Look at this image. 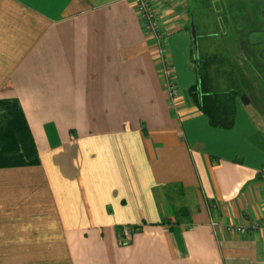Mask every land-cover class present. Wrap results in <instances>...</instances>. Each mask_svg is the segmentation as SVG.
<instances>
[{"label": "crops", "instance_id": "0c3cea01", "mask_svg": "<svg viewBox=\"0 0 264 264\" xmlns=\"http://www.w3.org/2000/svg\"><path fill=\"white\" fill-rule=\"evenodd\" d=\"M154 2L176 98L132 0H0V264H264V148L190 101L187 0Z\"/></svg>", "mask_w": 264, "mask_h": 264}, {"label": "rangeland", "instance_id": "374dc122", "mask_svg": "<svg viewBox=\"0 0 264 264\" xmlns=\"http://www.w3.org/2000/svg\"><path fill=\"white\" fill-rule=\"evenodd\" d=\"M198 33V50L188 31V65L196 83L200 66L194 61L199 55H218L212 66L216 88L228 90L231 79L240 90L237 103L246 112L236 119L242 153L251 148H264V0H187ZM194 49V51H192ZM178 94L180 89L178 87ZM244 97L251 102L245 103ZM260 133L254 145L252 125ZM249 160L248 157H246Z\"/></svg>", "mask_w": 264, "mask_h": 264}, {"label": "trees", "instance_id": "16d2710c", "mask_svg": "<svg viewBox=\"0 0 264 264\" xmlns=\"http://www.w3.org/2000/svg\"><path fill=\"white\" fill-rule=\"evenodd\" d=\"M194 51V49L192 50ZM218 55L206 54L195 58L194 61L200 66V75L196 83L187 89L190 101L195 104L209 119L211 125L221 128H231L236 118L237 97L241 93L231 79V84L226 91H219L216 88L215 77L212 66ZM19 139L27 156L36 153L33 137L27 127L18 130ZM177 216L189 215L187 210ZM180 221V218H177Z\"/></svg>", "mask_w": 264, "mask_h": 264}, {"label": "built area", "instance_id": "2783aa9c", "mask_svg": "<svg viewBox=\"0 0 264 264\" xmlns=\"http://www.w3.org/2000/svg\"><path fill=\"white\" fill-rule=\"evenodd\" d=\"M137 8L140 17L143 21L145 29L148 33L153 35L159 42L161 48V65L163 67L164 78L166 82V88L171 95V98H176L178 94V86L176 83L173 65L171 64L170 58L168 56V50L165 44L166 32L163 25V20L159 14V11L155 5L154 0H132ZM254 227L261 228L259 223H254ZM226 230L235 231L239 233L247 232L245 226L236 224H227ZM133 228L131 226H124L121 239L119 243L121 245L127 244L132 239Z\"/></svg>", "mask_w": 264, "mask_h": 264}, {"label": "water", "instance_id": "95a60500", "mask_svg": "<svg viewBox=\"0 0 264 264\" xmlns=\"http://www.w3.org/2000/svg\"><path fill=\"white\" fill-rule=\"evenodd\" d=\"M190 28H191V36H192V44L195 50H198V33H197V29L195 26V22L193 19V16H191V21H190ZM249 98L248 97H244V102L248 103L249 102Z\"/></svg>", "mask_w": 264, "mask_h": 264}]
</instances>
